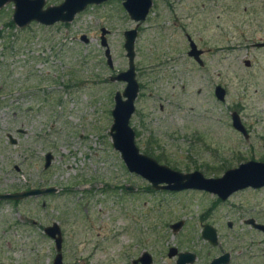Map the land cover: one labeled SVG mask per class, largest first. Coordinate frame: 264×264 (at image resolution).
<instances>
[{
    "label": "rangeland",
    "instance_id": "rangeland-1",
    "mask_svg": "<svg viewBox=\"0 0 264 264\" xmlns=\"http://www.w3.org/2000/svg\"><path fill=\"white\" fill-rule=\"evenodd\" d=\"M45 1V8L64 2ZM152 1L136 41L141 90L131 126L140 151L174 170H199L209 178L248 161L264 162V48L255 46L264 43V0ZM14 11L13 3L0 8V195L57 192L0 200V263L22 264V256L34 252L40 264H49L56 248L44 228L54 221L67 230L63 250L78 248L74 260L80 264H130L141 231L153 245L161 238L171 243L169 224L179 218L197 235L205 206L211 208L217 195L164 194L160 205L163 199L147 194L148 209L136 212L126 190L148 183L128 172L110 136L114 97L126 87L110 78L128 68L124 32L137 26L123 2L90 5L72 22L53 26L20 28ZM102 28L109 31L114 69L101 45ZM187 35L204 51L205 68L188 55ZM216 86L226 90L225 102L216 98ZM235 111L248 138L233 128ZM48 153L54 160L45 169ZM260 204L264 191L252 189L217 203L216 227L233 235L227 241L233 248L223 242L215 250L264 264V234L245 223L257 217L253 209ZM88 221L96 224L93 234L85 230ZM95 243L100 247L91 257Z\"/></svg>",
    "mask_w": 264,
    "mask_h": 264
},
{
    "label": "water",
    "instance_id": "water-1",
    "mask_svg": "<svg viewBox=\"0 0 264 264\" xmlns=\"http://www.w3.org/2000/svg\"><path fill=\"white\" fill-rule=\"evenodd\" d=\"M109 0H64L57 6L45 8V0H0V8L8 3L15 5L13 22L20 28H26L30 24L37 22L43 26H53L57 23H70L75 17L83 12L90 5H100ZM123 2L125 10L130 17L137 22L136 28L125 32L126 56L129 60V68L111 77V81H120L126 83L123 92H117L115 95V107L112 111L113 125L110 130L113 147L118 151L124 161L127 169L131 173H136L148 180L154 189H167L171 191H183L187 189H197L207 191L217 195L222 201L229 199L234 193L247 189H259L264 187V162L248 161L237 168L228 169L221 177L206 178L202 173L195 172L191 174H182L170 169L167 166L160 165L155 159L143 154L136 145V132L131 127V118L135 113V101L139 95L140 85L136 76V52L135 43L138 37L139 26L144 22L152 8V0H120ZM101 45L105 48L107 64L110 68L114 67L111 50L107 41L109 31L102 28ZM85 42L88 39L83 36ZM190 44L189 56L193 57L203 65L202 55L197 44L192 41ZM258 48H264V43L255 45ZM250 66V61H246ZM215 96L220 102L226 100V90L222 86H217ZM233 128L248 138V131L238 112L231 115ZM11 143L16 144V140L10 136ZM54 156L52 153L46 155L45 168L48 169ZM55 192L54 188L32 189L13 194H2L0 200H23L30 197L43 196ZM248 224H254L257 228L264 229V226L258 225L254 220L248 221ZM176 225L174 227H179ZM209 229V226L206 227ZM211 240L215 243V231ZM46 234L55 239L57 250L62 249V237L57 225L48 227ZM57 235L59 237L57 238ZM205 235L209 234L205 232ZM224 259V258H223ZM54 264H63L62 255H58Z\"/></svg>",
    "mask_w": 264,
    "mask_h": 264
},
{
    "label": "flooded vegetation",
    "instance_id": "flooded-vegetation-1",
    "mask_svg": "<svg viewBox=\"0 0 264 264\" xmlns=\"http://www.w3.org/2000/svg\"><path fill=\"white\" fill-rule=\"evenodd\" d=\"M125 32H124V34H125ZM138 35H139V32H138ZM190 39L192 41H194L191 36L187 35V40L189 42V46L191 44ZM124 45H125V43H124ZM135 52H136V43H135ZM188 55H189V52H188ZM203 55H204V53H203ZM191 58H193V57H191ZM194 61L197 62V64L201 68H205V62L204 61H203V65H201L195 59H194ZM135 65H136V59H135ZM128 68H129V60H128ZM111 69H114V67L111 68ZM122 72H124V71H122ZM122 72H119V74L122 73ZM117 75H115V76H117ZM136 76H137V71H136ZM111 77H113V76H111ZM137 80H138V78H137ZM110 81H111V79H110ZM115 82H120V81H115ZM123 83H125V82H123ZM139 85H140V90H141L140 82H139ZM139 95H140V91H139ZM139 95H138L136 101L138 100ZM114 99H115V97H114ZM136 101H135V106H136ZM161 109H163V106H161ZM135 112H136V110H135ZM22 131L23 130H20L19 133H22ZM134 131H135V129H134ZM136 138H137V134H136ZM10 140H11V138H10ZM16 143H17V141H16ZM136 145H137V143H136ZM145 155H147V154H145ZM147 156H149V155H147ZM149 157H151V156H149ZM151 158H153V157H151ZM153 159H155V158H153ZM53 160H52V163H53ZM155 160L160 165H164V164L160 163L157 159H155ZM45 163H46V157H45ZM164 166H167V165H164ZM167 167H169V166H167ZM170 169H172V168H170ZM172 170H174V169H172ZM174 171L182 173V174H191V173H195V172L202 173L199 170H196L194 172H188V173L180 172V171H177V170H174ZM128 172L131 173L129 170H128ZM131 174L134 175L136 178L144 179L142 176H139L136 173H131ZM202 174L204 175V173H202ZM206 178H209V177H206ZM145 180H144V182L148 183L147 186H145V187L142 185L141 186L142 188H141V187L137 186L136 184H132V185L126 187V190L130 192V195L133 196L134 199H135L134 201H136L135 202V204H136V207H135L136 212L138 211L139 207L142 210H147L148 209V206L151 203L152 197L150 199L147 198L146 197L147 194H151V196L153 194L158 195V200L163 199L162 201H158V202H160L159 204L162 205L161 203L164 202V194H168V195L169 194H185V193H192V192H199L201 194H208L209 193L207 191H201V190H197V189H187V190H183V191H171V190H167V189H159V190H157V189H154L152 187L151 183L148 180L147 181H145ZM250 189L255 190V191H264V187L259 188V189L247 188V189H244V190H250ZM30 190H32V189H30ZM140 190L142 192L140 194H138V192ZM56 192H57V190L55 192H52V193H49V194H53V193L55 194ZM15 193H18V192H15ZM209 194H212V193H209ZM38 197H40V196H38ZM216 197H217V200L214 202V204L212 205L211 208L208 207L209 205L205 206L206 209H204V214L201 217V223L198 225L199 233L197 232L198 233L197 235H195L196 230L194 229V227H192L189 224V222L184 220L183 218L176 219V221L171 222L169 224V227H170L171 231L173 232V235L170 237L173 240V242H171V243L168 242V241H163L162 238H161L160 242H158L157 244L153 245L152 240L147 237V233L145 231H143V232L141 231L140 232V235L142 234L141 238L137 239L135 245L133 246V249H132L133 255H132L130 264H245V262H244L245 259L242 256L233 257V254L231 252H229V251H218V250H215L221 243H223V242L227 243L228 239H232L233 238V235H223L219 231V229L216 227V225L219 224V221H218L216 215H213L212 212L216 209L217 203L225 202V201H222L220 198H218V196H216ZM229 199H227V200H229ZM7 201H14V200H7ZM253 212H256L255 214H256L257 217L256 218H249V219H247L245 221V223L247 225H250L251 228L254 231L264 234V229L257 228L254 224H248V221L254 220V222L256 224L264 226V204H260V206H259V208L257 210L253 209ZM170 216L171 215H167L168 218ZM54 225L58 226L60 234H61V237H62V249H61L60 252L57 250L55 239H52L51 237H49L46 234V229L48 227H53ZM176 225H180V226L179 227H174ZM134 226L135 225H132L131 228L128 229V230L131 231V235L133 236V238L136 237V234L133 231V230H135ZM207 226H209V229H206ZM228 226H229V228H233V223L229 222ZM95 227H96V224H94L93 222H89L88 221V224L85 225V230H86L87 233L93 234L95 232ZM99 228L102 229V227L100 225H99ZM79 230L80 229L71 231L70 236H74V234H78ZM128 230H125L123 233L127 232ZM212 230L215 231V239H216L215 243H214L213 240H211V237L214 236ZM44 232H45V235H47L50 239H52V241L55 244V248H56V252H54L52 254V258H51V261L49 262V264H54V262H55V260H56L58 255H62V263L63 264H80L79 262H76L74 260L76 258V255H78V253H76V251H78V248L75 247L76 244L74 245L75 251H73V250L69 251V254H68V251L63 250L64 245L67 243V230H65V228H64V226L62 224L54 221V222H52L51 225H49V226L44 228ZM151 232H152V228L150 229V233ZM205 232H207L209 234V238H208L207 235H205ZM58 237H59V235H57V238ZM112 237H113V235H112ZM91 240H92V238L88 239V241H86L84 245L90 244ZM200 241H202L204 243V248L203 249H202V244H201ZM164 243H165V245H164ZM227 246L233 248V244L232 243H230V244L227 243ZM94 247H95V251L91 253V257H93L96 254L97 250H99L100 244L95 243ZM211 251L214 252V253H219V255L217 257L213 258V259H208L207 257L204 256L205 254L210 253ZM74 255H75V257H74ZM32 257H33V259H32ZM37 258H39V256L36 255L34 252H31L29 255H28V253H25V255L22 256L21 261L19 263L24 264L25 262H27L29 260V264H40L41 262H40V260H36ZM0 264H7V263H0ZM114 264H117V261H114Z\"/></svg>",
    "mask_w": 264,
    "mask_h": 264
}]
</instances>
